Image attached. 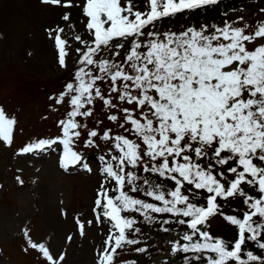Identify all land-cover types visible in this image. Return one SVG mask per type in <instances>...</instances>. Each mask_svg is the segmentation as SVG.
Returning <instances> with one entry per match:
<instances>
[{"label":"snow or ice","instance_id":"obj_1","mask_svg":"<svg viewBox=\"0 0 264 264\" xmlns=\"http://www.w3.org/2000/svg\"><path fill=\"white\" fill-rule=\"evenodd\" d=\"M221 2L42 0L79 8L83 35L72 33L79 45L73 48L64 27L49 30L58 64L69 72L49 100L53 111L65 112L56 136L37 139L17 155L59 151L65 172L99 173L92 212L107 232L97 264H129L123 253L147 252L145 229L174 232L170 254H185L184 264H264V20L251 32L227 21L165 27L180 14ZM70 18V11L61 16L75 29ZM16 123L0 108L6 146ZM81 148L101 151L95 169ZM235 200L244 210L226 214ZM217 216L235 227L234 240L207 231ZM76 224L84 236L93 221L77 218ZM23 234L25 251L62 264L63 253L54 257L28 229Z\"/></svg>","mask_w":264,"mask_h":264},{"label":"rangeland","instance_id":"obj_2","mask_svg":"<svg viewBox=\"0 0 264 264\" xmlns=\"http://www.w3.org/2000/svg\"><path fill=\"white\" fill-rule=\"evenodd\" d=\"M262 9L264 0H245L214 21L200 17L174 19L165 27L180 31L185 26L202 24L223 26L227 21L232 27L247 25L246 32H251L254 25L264 20ZM65 11L71 12L75 29H69L61 19ZM83 20L76 7H54L42 0H0V108L17 122L12 144L6 146L0 142V264H46L35 250L25 251V228L34 241L44 242L54 257L63 253L62 264H97V249L104 239L102 233L107 232L106 225L96 224L92 212L101 181L99 173L65 172L59 166V151L17 155L25 145L58 134L56 122L63 118L65 109L53 111L49 97L63 90L69 73L58 64L49 30L64 27V38L73 48L78 47L72 33L78 31L83 35ZM69 68H74L71 58ZM81 151L95 169L101 151L83 148ZM229 206L236 209L240 202L232 201ZM77 218L93 221L91 226L86 225L84 236L78 232ZM209 224L207 231L214 237L234 239V226L221 217L211 219ZM146 232L148 251L125 252L122 258L129 264L133 260L137 264H165V261L178 264L176 256L170 254L169 244L170 240L178 239L177 235ZM68 236H72L71 241Z\"/></svg>","mask_w":264,"mask_h":264},{"label":"trees","instance_id":"obj_3","mask_svg":"<svg viewBox=\"0 0 264 264\" xmlns=\"http://www.w3.org/2000/svg\"><path fill=\"white\" fill-rule=\"evenodd\" d=\"M243 1H245V0H222V2L219 5L215 6V7H210V8L204 9V10H197V11L192 12V13L187 14V15L180 14L176 18H173L172 20H174V19L175 20H183V21L184 20H194L196 17H200L202 19L203 18H208V19L214 21L215 19L221 17V15L223 13L228 12L229 10L234 8L236 5H239ZM252 194L255 195V193H252ZM238 201L240 202V207H238L236 209H239L240 212H242L244 210V206H243V204H242V202L240 200H238ZM229 205L224 208V212L225 213H228L226 211L227 209L228 210H232L233 209ZM231 214L239 215V213H233V212ZM234 229H235V227H234ZM152 230L156 231L155 229H152ZM145 231H148V229H145ZM156 232H158V231H156ZM235 233H236V229H235ZM158 234L165 235L166 233L158 232ZM224 240H226V239H224ZM226 241H228V240H226ZM249 250H253L255 252V249L253 248L252 245H249ZM183 255H185V254H178L177 255V259L179 260V264H184V261L182 259ZM188 255H191V254H188ZM197 264H200V262H197Z\"/></svg>","mask_w":264,"mask_h":264},{"label":"bare ground","instance_id":"obj_4","mask_svg":"<svg viewBox=\"0 0 264 264\" xmlns=\"http://www.w3.org/2000/svg\"><path fill=\"white\" fill-rule=\"evenodd\" d=\"M46 236V235H45ZM46 238V237H45ZM44 239V238H43Z\"/></svg>","mask_w":264,"mask_h":264}]
</instances>
